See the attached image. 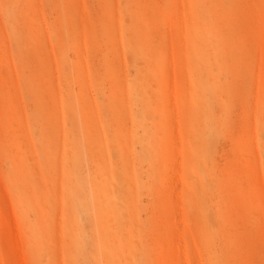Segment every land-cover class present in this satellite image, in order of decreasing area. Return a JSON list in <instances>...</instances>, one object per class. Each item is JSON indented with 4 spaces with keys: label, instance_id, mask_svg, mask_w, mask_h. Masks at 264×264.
I'll return each instance as SVG.
<instances>
[{
    "label": "rangeland",
    "instance_id": "rangeland-1",
    "mask_svg": "<svg viewBox=\"0 0 264 264\" xmlns=\"http://www.w3.org/2000/svg\"><path fill=\"white\" fill-rule=\"evenodd\" d=\"M0 264H264V0H0Z\"/></svg>",
    "mask_w": 264,
    "mask_h": 264
}]
</instances>
